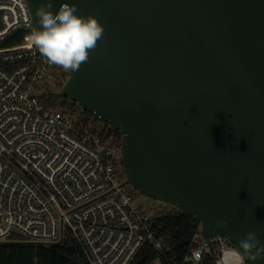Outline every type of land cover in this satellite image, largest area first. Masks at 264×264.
Here are the masks:
<instances>
[{
  "label": "water",
  "instance_id": "water-1",
  "mask_svg": "<svg viewBox=\"0 0 264 264\" xmlns=\"http://www.w3.org/2000/svg\"><path fill=\"white\" fill-rule=\"evenodd\" d=\"M26 2L31 31L47 0ZM63 3L104 38L59 93L120 132L127 182L205 239L264 244V0H52L54 14Z\"/></svg>",
  "mask_w": 264,
  "mask_h": 264
},
{
  "label": "built area",
  "instance_id": "built-area-1",
  "mask_svg": "<svg viewBox=\"0 0 264 264\" xmlns=\"http://www.w3.org/2000/svg\"><path fill=\"white\" fill-rule=\"evenodd\" d=\"M30 24L26 0H0V242L18 234L59 245L69 231L89 264H132L145 245L163 252L160 214L151 216L130 190L114 135L41 100L60 67L29 47L31 31L6 44ZM230 248L200 228L182 264H222Z\"/></svg>",
  "mask_w": 264,
  "mask_h": 264
},
{
  "label": "trees",
  "instance_id": "trees-1",
  "mask_svg": "<svg viewBox=\"0 0 264 264\" xmlns=\"http://www.w3.org/2000/svg\"><path fill=\"white\" fill-rule=\"evenodd\" d=\"M29 31L19 30L6 42L7 45H17L24 40ZM68 77V72L60 68L53 79L60 87ZM60 92V90H59ZM41 100L48 106L61 108L63 111L77 115L84 124L92 121V128L104 133H112L117 147L121 148V134L113 131L106 124L98 125L91 113L84 110L78 103L70 101L58 92L49 89L41 96ZM122 173L124 176V167ZM159 235L166 241L167 247L163 252H157L150 245H145L132 264H182L190 251L192 238L201 228L200 222L190 215L178 211L172 206L170 211L160 213L156 220ZM0 264H89L82 244L69 231L65 234L63 243L59 245L46 244L25 239L13 234L6 241L0 242Z\"/></svg>",
  "mask_w": 264,
  "mask_h": 264
},
{
  "label": "clouds",
  "instance_id": "clouds-1",
  "mask_svg": "<svg viewBox=\"0 0 264 264\" xmlns=\"http://www.w3.org/2000/svg\"><path fill=\"white\" fill-rule=\"evenodd\" d=\"M76 4L63 3L54 14L52 0L41 3L35 10L36 23L26 37L29 47H34L50 65L66 72L79 71L89 61L90 52L104 38V27L89 14L78 15ZM217 227L227 228L226 220H217ZM264 259V244L254 231L245 233L238 246L224 252L222 264H245V260Z\"/></svg>",
  "mask_w": 264,
  "mask_h": 264
},
{
  "label": "rangeland",
  "instance_id": "rangeland-1",
  "mask_svg": "<svg viewBox=\"0 0 264 264\" xmlns=\"http://www.w3.org/2000/svg\"><path fill=\"white\" fill-rule=\"evenodd\" d=\"M46 82L48 84V89L52 92H58L60 90V87L56 84V81L53 79V77L47 78ZM98 125H102V121H97ZM130 190L135 194L137 198H139L140 204L147 210L148 213L151 214V216L155 217L160 213L170 211L172 209V205L164 202H160L154 199H151L149 197H145L138 193L131 185H129Z\"/></svg>",
  "mask_w": 264,
  "mask_h": 264
}]
</instances>
